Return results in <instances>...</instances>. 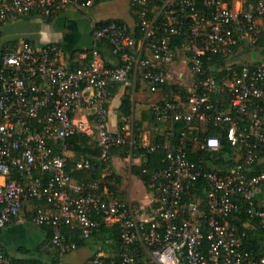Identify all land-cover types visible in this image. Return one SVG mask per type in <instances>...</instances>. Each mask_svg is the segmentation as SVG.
<instances>
[{
  "label": "built area",
  "instance_id": "obj_1",
  "mask_svg": "<svg viewBox=\"0 0 264 264\" xmlns=\"http://www.w3.org/2000/svg\"><path fill=\"white\" fill-rule=\"evenodd\" d=\"M95 1L0 0V21ZM232 1L133 0V25L111 19L92 26L93 39L108 42L116 58L111 66L95 47L78 67L59 61L54 43L20 40L3 51L0 226L34 202L30 220L51 228L58 252L50 264H66L62 255L77 247L63 225L88 241L101 223L118 227L122 252L108 261L99 244L83 264H264V254L242 242L250 222L240 229L230 219L245 212L264 229V170L251 172L264 151V61L225 66L226 73L224 64L211 65L213 55L236 53L264 33V0ZM116 84L146 90L156 120L183 123L174 141L139 140L134 125L112 132L106 103ZM210 125L230 143V163L191 158L222 147ZM76 133L91 135L98 154L68 167L67 138ZM125 146L157 156L158 165L141 168L147 203L124 200L103 177L72 181L74 170L105 169L112 148ZM197 185L203 197L193 196ZM0 264H13L1 245Z\"/></svg>",
  "mask_w": 264,
  "mask_h": 264
},
{
  "label": "crops",
  "instance_id": "obj_2",
  "mask_svg": "<svg viewBox=\"0 0 264 264\" xmlns=\"http://www.w3.org/2000/svg\"><path fill=\"white\" fill-rule=\"evenodd\" d=\"M132 1L96 0L90 6L68 5L53 10L49 16L31 11L8 18L0 23L2 30L0 31V52L12 47L20 40H28L38 45L54 43L59 49V61L70 67H78L86 64L92 58V49L95 47L104 57L106 64L111 66L116 63V58L111 53L108 42L93 39L92 26L97 22L111 19L133 25L135 19ZM8 23L14 24L15 29L6 33L3 31V25ZM249 42L243 41L238 46L239 50H237L235 61L246 63L264 61V46L258 45L255 41ZM249 44L252 45L249 46ZM125 94L128 95L130 101L128 114H124L120 107ZM148 96L149 94L142 87L133 91L128 85H114L106 103L110 130L112 132L122 131L123 127L128 128V126H124L127 118H131L132 122L136 118V127L139 129L137 133H140V137L138 138L136 135V138L151 141L145 129L146 123L156 120L150 110L151 104L144 109H140L139 106L140 101ZM144 113L152 114V118H144ZM81 134L83 137L78 141V145L80 148L87 147L86 151L68 147L66 153L68 160H76L84 153H88L89 157H97L98 149L95 147L93 137ZM82 139L83 141L86 139V142L83 143ZM157 140L163 141L164 139L160 137ZM95 148L97 153L93 154ZM259 160V165L264 167V155ZM141 161V155L127 152L126 154L113 153L108 166L105 169L101 168L103 181L119 197L133 204H145L149 197L142 179L134 172ZM78 180L80 179L72 176V181ZM143 187L147 190L146 193L142 191ZM260 195L264 197V187ZM33 206L34 202L32 201L25 202L19 218L10 224L0 226V245L12 263L50 264L58 257L56 248L51 244V228L30 220ZM99 244L102 245V242L95 235L84 244L78 245L74 250L62 255V260L66 264H83ZM102 250L105 255H113L112 251H106L104 247Z\"/></svg>",
  "mask_w": 264,
  "mask_h": 264
},
{
  "label": "trees",
  "instance_id": "obj_3",
  "mask_svg": "<svg viewBox=\"0 0 264 264\" xmlns=\"http://www.w3.org/2000/svg\"><path fill=\"white\" fill-rule=\"evenodd\" d=\"M201 3V0H199ZM232 0H229V4L232 5ZM132 10H134V7H132ZM134 12V11H133ZM134 15V19L136 18L135 14ZM120 21V20H117ZM4 22V21H0ZM99 23V22H97ZM257 42L258 45H263L264 46V33H260L257 40L255 41ZM237 46H235L233 48L232 52H235L237 50ZM6 50V49H5ZM4 50V51H5ZM2 53V51L0 52V54ZM229 55L226 54L224 52L223 54H215L212 56V61H211V65L215 66L217 63H221L224 64L226 63V59ZM235 60V58H233ZM243 62H239L236 63L235 66L232 67H236L238 68L239 66H241ZM214 68V67H213ZM212 68V72L215 75H218V73ZM224 73L227 72L225 66H224ZM174 89V85L173 86H166L165 90L170 91ZM223 105L227 106L228 103L224 100ZM129 106H130V101H129V97L127 94H125L122 97L121 100V110L124 114H128L129 113ZM144 118L149 119L152 118V114L150 113H144ZM171 134H170V139L173 142L175 137L179 134L181 128L184 126L183 123L181 122H173L171 121ZM207 133L208 134H217L221 136V143H222V147L215 152H211V151H199L197 153H194L193 155H191V158L193 159H203L204 161L209 160L210 158L212 159V156H217L216 161L222 163L223 159H224V164L225 163H230L232 161V147L230 145L229 142H227V140L225 139V137L221 134L222 130L219 127L210 125L208 126L207 129ZM82 134L81 133H76L74 135H71L67 138V141L69 143V147H76V148H80V146L78 145V141L82 138ZM82 142L85 143L86 139H82ZM86 145V144H85ZM87 146V145H86ZM86 148H80V150L86 151ZM97 149L95 148V151L93 152V154L97 153L96 151ZM127 151V149H126ZM111 153H119L117 148H112ZM133 153L136 155H141L142 156V161L139 164V166H137L134 170V172L142 179L144 185L147 188V182H146V175L141 173V168L142 166L147 167L148 169H151L153 166L158 165V159L157 156L152 155L150 152H148L146 149L144 148H134L133 149ZM88 154V153H87ZM86 153H84L82 155V157H79L76 160H68V167L73 166L74 162L81 159V158H85L88 157L90 155H87ZM126 154V153H125ZM264 155V151L260 152V157ZM259 157V159H260ZM260 164V160H258V164L252 169L251 172H256V171H260V170H264V167H262ZM71 175L73 177H76L78 179H85V180H92L95 178H101V169L98 170L97 172H93L90 170H74ZM198 186V185H197ZM193 196L197 197H203L204 192L201 189V185L194 188L192 190ZM231 221L236 223L240 229L244 228L243 224L245 222H250L251 227L249 226L248 228L246 227V235L242 238V242L243 244L251 249L254 250L256 252H258L259 254H264V229L259 228L257 226L258 223V219L255 218H251L249 217V215L245 212H241L240 214H236L233 215L231 218ZM252 224L254 226H252ZM62 231L63 234L65 236V239L67 241H75L77 246L78 245H82L84 244L86 241L81 238L79 230L75 229V228H71L68 225H63L62 226ZM97 236V239L100 240L102 242V247H104L106 249V251H112L113 255H105L106 259L108 261L111 260H115L118 261V257L120 255V253L122 252V246H121V239H120V234H119V229L116 225L111 226V227H105L102 223L100 224L99 228H97L94 231V236ZM13 264H17L16 262Z\"/></svg>",
  "mask_w": 264,
  "mask_h": 264
},
{
  "label": "rangeland",
  "instance_id": "obj_4",
  "mask_svg": "<svg viewBox=\"0 0 264 264\" xmlns=\"http://www.w3.org/2000/svg\"><path fill=\"white\" fill-rule=\"evenodd\" d=\"M14 29H15V26L12 23H8V24L3 25V31L6 33L10 32ZM0 31H2V30L0 29ZM251 45L252 44H249V46H251ZM237 50H239V48ZM236 53H237V51H236ZM236 53L230 54L227 57L226 63L224 66H235L236 63H239L238 61L236 62L233 59L237 56ZM148 98H149V96H148ZM148 98L145 97L143 100L140 101V104H139L140 109L141 108L142 109L148 108V106L151 104V102H150V100H148ZM136 121H137L136 118H134L133 122H132L131 118H127L124 126H128V130H131L132 124L136 127ZM171 128H172V126H171L170 120H165V121L152 120V121L145 124V129L147 130V132L149 134V138L151 139V141L157 140V138H160V137H161V139H164V141L168 140L170 138L169 136L171 134ZM123 132H125V131H123ZM125 148L127 149V151H124V147L121 149H118L119 153L125 154L126 152H128V147L125 146ZM142 191L145 193L147 192V190H145L144 187H143Z\"/></svg>",
  "mask_w": 264,
  "mask_h": 264
},
{
  "label": "clouds",
  "instance_id": "obj_5",
  "mask_svg": "<svg viewBox=\"0 0 264 264\" xmlns=\"http://www.w3.org/2000/svg\"><path fill=\"white\" fill-rule=\"evenodd\" d=\"M211 143H212V144H215L216 142H215V141H212Z\"/></svg>",
  "mask_w": 264,
  "mask_h": 264
}]
</instances>
